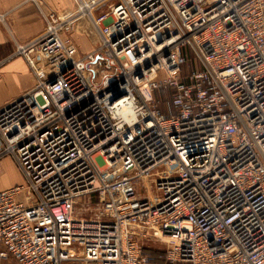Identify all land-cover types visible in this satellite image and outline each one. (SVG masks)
I'll list each match as a JSON object with an SVG mask.
<instances>
[{"label": "built area", "instance_id": "obj_1", "mask_svg": "<svg viewBox=\"0 0 264 264\" xmlns=\"http://www.w3.org/2000/svg\"><path fill=\"white\" fill-rule=\"evenodd\" d=\"M75 1L0 59L33 77L0 107V165L24 179L0 189V264H155L148 240L169 264H264V0ZM80 18L86 52L65 35Z\"/></svg>", "mask_w": 264, "mask_h": 264}, {"label": "crops", "instance_id": "obj_2", "mask_svg": "<svg viewBox=\"0 0 264 264\" xmlns=\"http://www.w3.org/2000/svg\"><path fill=\"white\" fill-rule=\"evenodd\" d=\"M48 8L57 12H73L76 1L0 0V59L11 54L17 44H24L42 34L45 28L43 12ZM65 35L81 52L91 50L99 41L98 33L86 18L77 20ZM0 72V107L33 85V77L21 56L11 58Z\"/></svg>", "mask_w": 264, "mask_h": 264}, {"label": "rangeland", "instance_id": "obj_3", "mask_svg": "<svg viewBox=\"0 0 264 264\" xmlns=\"http://www.w3.org/2000/svg\"><path fill=\"white\" fill-rule=\"evenodd\" d=\"M185 53L187 55V63L185 64L184 68L186 71H188L193 65H194V57L191 52L186 48ZM171 95L170 89H164L159 88L154 91V96L156 99H158L159 108L164 111L165 109V100L168 99ZM24 181L23 176L21 174V171L15 164L12 157L7 156L1 161L0 165V189L7 188L19 183H22ZM138 190L140 191V194L143 195L144 188L139 185ZM97 201V194L91 193L86 194L78 199L77 206H78V214L79 212L82 213L83 216H89L90 211H81L80 206L82 204H88L91 205ZM144 245L148 248L152 258L156 260L159 258L162 260L164 257V250H165V244L161 241H153L148 240L144 241ZM76 260H73L71 262H67L66 264H86L82 262L81 260L76 257ZM174 264H188L185 262H176Z\"/></svg>", "mask_w": 264, "mask_h": 264}, {"label": "clouds", "instance_id": "obj_4", "mask_svg": "<svg viewBox=\"0 0 264 264\" xmlns=\"http://www.w3.org/2000/svg\"><path fill=\"white\" fill-rule=\"evenodd\" d=\"M110 96L111 94H108L105 102L106 107L109 104ZM110 112L112 113V118L116 121L119 128H123L125 125L131 126L135 124L140 115H142V110L131 97L124 101L122 105H118L116 109L110 108Z\"/></svg>", "mask_w": 264, "mask_h": 264}, {"label": "trees", "instance_id": "obj_5", "mask_svg": "<svg viewBox=\"0 0 264 264\" xmlns=\"http://www.w3.org/2000/svg\"><path fill=\"white\" fill-rule=\"evenodd\" d=\"M163 257H164V255H163ZM153 263H155V264H169V263L165 260V258H163L162 260H160L159 258H157L156 260L153 259Z\"/></svg>", "mask_w": 264, "mask_h": 264}]
</instances>
